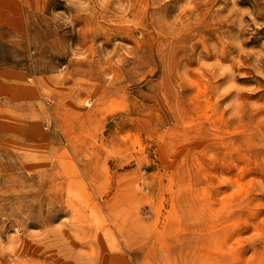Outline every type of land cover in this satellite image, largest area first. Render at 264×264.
Instances as JSON below:
<instances>
[{
    "label": "rangeland",
    "instance_id": "374dc122",
    "mask_svg": "<svg viewBox=\"0 0 264 264\" xmlns=\"http://www.w3.org/2000/svg\"><path fill=\"white\" fill-rule=\"evenodd\" d=\"M0 264H264V0H0Z\"/></svg>",
    "mask_w": 264,
    "mask_h": 264
}]
</instances>
